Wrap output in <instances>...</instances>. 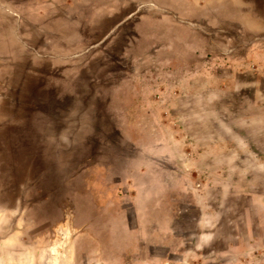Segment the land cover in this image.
I'll list each match as a JSON object with an SVG mask.
<instances>
[{
	"label": "rangeland",
	"instance_id": "374dc122",
	"mask_svg": "<svg viewBox=\"0 0 264 264\" xmlns=\"http://www.w3.org/2000/svg\"><path fill=\"white\" fill-rule=\"evenodd\" d=\"M228 3L256 28L197 29L207 0H0V264H264V0ZM237 153L255 190L216 163Z\"/></svg>",
	"mask_w": 264,
	"mask_h": 264
},
{
	"label": "crops",
	"instance_id": "0c3cea01",
	"mask_svg": "<svg viewBox=\"0 0 264 264\" xmlns=\"http://www.w3.org/2000/svg\"><path fill=\"white\" fill-rule=\"evenodd\" d=\"M207 1H210V6L204 5V10L210 11V12L207 15H203V14L195 15V16L190 18V19H192L193 23L199 24V27L195 25V27L197 29H199V30L207 29L210 27V20L227 19L231 14H236V10L237 11H246L248 9H249L248 11H252V12L250 14H248L249 22H246V25L251 30L256 28L254 26V24L256 23V20L259 19V14H257V13L261 12L259 7L258 8H256V7L240 8V7H236L235 5H229V3H228L229 0H222V1H220L221 2L220 4L216 0H207ZM231 1H234V4H236L235 2L238 0H231ZM251 1L255 2V0H251ZM179 5H181V4L179 3ZM200 10L201 9L198 8V9H196L195 12H201ZM207 17H208V19H207ZM144 25H148V23H146ZM185 37H186L187 43H191L190 46H194L193 43L191 41H189L188 36L185 35ZM203 40H204V36H203ZM196 45L198 46V43H196ZM185 49H187L188 52L190 54H192V55H190L192 57V59H200V57L193 52L194 48H185ZM211 105H207L206 107L210 110ZM218 107H222V106H219V105L216 106V104H215V108H216L217 112L221 113V111L218 109ZM204 111H205V114L209 113L206 110H204ZM236 138L239 139V136H237ZM203 154H202L203 156L207 157L208 151L206 148L204 149ZM238 156H240L239 153H237L236 156L234 155V157H231V160L230 159L223 160V159L219 158L221 156L218 155L216 157V163H218V161H220L221 165L230 171L237 170L238 168L243 170L245 174L243 175L242 178L245 181H247L248 179H254L253 183L250 182V187L252 190H255L256 185H257V180H255L256 171L253 170V164L251 163L250 159H248V161L245 164H243L244 160H241V157H238ZM200 196L201 195H198L199 198L197 197V200L201 199Z\"/></svg>",
	"mask_w": 264,
	"mask_h": 264
},
{
	"label": "bare ground",
	"instance_id": "6f19581e",
	"mask_svg": "<svg viewBox=\"0 0 264 264\" xmlns=\"http://www.w3.org/2000/svg\"><path fill=\"white\" fill-rule=\"evenodd\" d=\"M151 5H153V2H151ZM191 24L194 25V26L196 25V26L199 27V24H197V23H193V22H192ZM55 261H56V260H55Z\"/></svg>",
	"mask_w": 264,
	"mask_h": 264
}]
</instances>
